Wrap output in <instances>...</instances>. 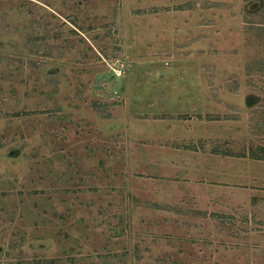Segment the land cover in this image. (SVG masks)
<instances>
[{"label": "rangeland", "instance_id": "obj_1", "mask_svg": "<svg viewBox=\"0 0 264 264\" xmlns=\"http://www.w3.org/2000/svg\"><path fill=\"white\" fill-rule=\"evenodd\" d=\"M260 147L264 6L0 0V264H264Z\"/></svg>", "mask_w": 264, "mask_h": 264}, {"label": "crops", "instance_id": "obj_2", "mask_svg": "<svg viewBox=\"0 0 264 264\" xmlns=\"http://www.w3.org/2000/svg\"><path fill=\"white\" fill-rule=\"evenodd\" d=\"M260 162V161H257ZM191 164L193 166L189 167V169L187 171V175L188 176H195L196 178L200 179V180H204L203 183L201 184H205L206 182H210L209 184H211V186L214 187H219V188H236L237 190H244V189H249L253 192L258 191L259 189L256 187V185L258 183H261V178L257 177L256 179H260V181L256 180L253 181V185H249L248 183L243 182V180L245 179L243 175H235V174H229L226 171L227 168H217V167H212V163H211V159L210 158H206L205 156H201L199 157L196 161L191 162ZM210 164V167H209ZM210 178H214L213 180H211ZM253 179V178H252ZM202 182V181H201ZM263 185V184H260ZM259 185V186H260ZM209 186V185H208ZM220 191V190H219ZM251 195H253L251 193ZM216 200H212V202H214Z\"/></svg>", "mask_w": 264, "mask_h": 264}, {"label": "trees", "instance_id": "obj_3", "mask_svg": "<svg viewBox=\"0 0 264 264\" xmlns=\"http://www.w3.org/2000/svg\"><path fill=\"white\" fill-rule=\"evenodd\" d=\"M245 1H246V12L247 13H252L254 10H257L260 7L264 6V0H245ZM244 101H245L244 102L245 106L251 108V107H254L255 104L259 102V98L258 96L254 94H249L246 96ZM260 152L261 154L259 155L253 154V159L258 160V161H264V148L263 147H260Z\"/></svg>", "mask_w": 264, "mask_h": 264}]
</instances>
